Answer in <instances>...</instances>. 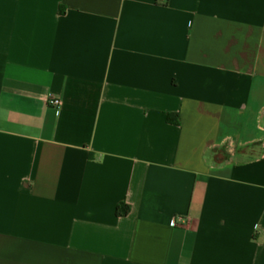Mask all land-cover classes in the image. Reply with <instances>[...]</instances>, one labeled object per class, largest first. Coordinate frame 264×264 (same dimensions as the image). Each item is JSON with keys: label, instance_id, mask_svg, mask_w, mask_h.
Returning <instances> with one entry per match:
<instances>
[{"label": "crops", "instance_id": "crops-1", "mask_svg": "<svg viewBox=\"0 0 264 264\" xmlns=\"http://www.w3.org/2000/svg\"><path fill=\"white\" fill-rule=\"evenodd\" d=\"M0 264H264V0H0Z\"/></svg>", "mask_w": 264, "mask_h": 264}, {"label": "trees", "instance_id": "trees-1", "mask_svg": "<svg viewBox=\"0 0 264 264\" xmlns=\"http://www.w3.org/2000/svg\"><path fill=\"white\" fill-rule=\"evenodd\" d=\"M174 118H176V119H174ZM167 121L168 122H174L177 125L179 124L177 117L176 116L174 117L171 114H169L167 116ZM129 211H130L129 206L126 205L125 203H122V204L118 205L117 210H116V214L118 217H124V216L128 215Z\"/></svg>", "mask_w": 264, "mask_h": 264}, {"label": "built area", "instance_id": "built-area-1", "mask_svg": "<svg viewBox=\"0 0 264 264\" xmlns=\"http://www.w3.org/2000/svg\"><path fill=\"white\" fill-rule=\"evenodd\" d=\"M49 104H50V106L58 109L60 107L61 102L59 99L52 98V99H50ZM184 223H185V220L181 217H175L170 221V224L172 226H176V225H180V224L182 225Z\"/></svg>", "mask_w": 264, "mask_h": 264}]
</instances>
